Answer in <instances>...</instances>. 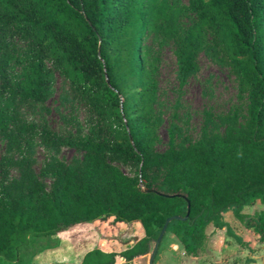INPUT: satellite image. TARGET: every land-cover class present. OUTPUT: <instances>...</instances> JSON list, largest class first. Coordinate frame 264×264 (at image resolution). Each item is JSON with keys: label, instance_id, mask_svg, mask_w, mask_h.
<instances>
[{"label": "trees", "instance_id": "trees-1", "mask_svg": "<svg viewBox=\"0 0 264 264\" xmlns=\"http://www.w3.org/2000/svg\"><path fill=\"white\" fill-rule=\"evenodd\" d=\"M168 44L181 87L205 53L233 70L247 105L242 119L225 118L223 135L204 128L199 140L160 152L157 47ZM54 71L91 114L86 133L61 136L22 117L48 100ZM0 136L8 141L0 264H23L40 240L87 223L113 248L90 250L77 264L132 263L152 253L168 219L166 233L198 256L209 226L230 235L226 213L242 218L246 206L264 205V0H0ZM36 139L83 154L76 165L46 166L50 190L27 157ZM12 166L19 180L10 179ZM251 223L264 243V210Z\"/></svg>", "mask_w": 264, "mask_h": 264}, {"label": "rangeland", "instance_id": "rangeland-1", "mask_svg": "<svg viewBox=\"0 0 264 264\" xmlns=\"http://www.w3.org/2000/svg\"><path fill=\"white\" fill-rule=\"evenodd\" d=\"M188 5V0H182ZM150 41L147 42L149 44ZM159 55V97L157 113L160 120L158 129L157 150L166 151L171 145L177 148L199 140L204 128L207 134L223 135L229 122L235 115L242 119L245 116L247 101L240 94L238 79L233 70L205 53L199 55V70L181 87L177 80V63L172 44L157 47ZM211 116V122H208ZM22 117L30 123L42 127L47 125L61 136L86 133L89 129L91 114L85 106L77 101L70 82L59 72L54 71L52 92L44 103L31 104L22 111ZM243 123V121H241ZM173 143V144H172ZM8 141L0 136V161L7 153ZM83 154L71 148H63L56 153L45 148L36 139L32 151L27 156L40 181L50 190L52 179L42 174L48 164L55 161L67 165L79 164ZM19 163V155L14 156ZM130 178L138 174L131 167L112 163ZM18 166L10 169V179L19 180ZM12 193L15 190L12 189ZM264 210V205L257 202L242 210V218L232 212L224 215L231 227V234L226 231L208 227V244L211 238L217 239L213 247L200 252L196 257L184 254L183 247L177 238L166 233L155 257L154 264H255L251 257L257 250L258 236L254 233L251 221ZM174 238V239H173ZM32 250L25 252L23 264H47L65 262L80 263L83 256L97 247L112 249V244L100 241L98 231L90 224L76 226L61 232L57 237L40 240ZM251 245V246H250ZM179 246V247H178ZM154 248V247H153ZM153 251V249H152ZM136 264H149V257ZM228 257V258H226ZM261 262V261H260ZM117 264H123L117 261Z\"/></svg>", "mask_w": 264, "mask_h": 264}, {"label": "crops", "instance_id": "crops-1", "mask_svg": "<svg viewBox=\"0 0 264 264\" xmlns=\"http://www.w3.org/2000/svg\"><path fill=\"white\" fill-rule=\"evenodd\" d=\"M174 239V238H173ZM216 240L217 239H215V238H211V240H210V242H209V244H208V247H207V249H210V247L212 246L213 247V243H215L216 242ZM213 242V243H212ZM251 246V245H250ZM179 247V246H178ZM149 255H147V256H143V257H139V258H136L132 263H128L125 259H122V258H119L118 259V261L120 262V263H123V264H136V262L137 261H140V260H142V259H144V258H146V257H148ZM226 258H228V257H226ZM253 260H256L257 262L255 263V264H264V243H258V246H257V250L254 252V255H252V257H251ZM149 259H150V257H149ZM196 259H197V257H196ZM261 261V262H260ZM219 262V261H218ZM217 262V264H219ZM55 263H65V262H55ZM55 263H47V264H55ZM226 263L228 264V262L226 261Z\"/></svg>", "mask_w": 264, "mask_h": 264}, {"label": "water", "instance_id": "water-1", "mask_svg": "<svg viewBox=\"0 0 264 264\" xmlns=\"http://www.w3.org/2000/svg\"><path fill=\"white\" fill-rule=\"evenodd\" d=\"M171 220H172V219H168V220H167V222H166V224H165V226H164V228H163V230H162V232H161V234H160V236H159L157 242L155 243L154 249H153V251H152V253H151V255H150L149 264H154V260H155V257H156V255H157V253H158V250H159L160 244H161V242H162V240H163V237H164V235H165V233H166V231H167V226H168V224L171 222Z\"/></svg>", "mask_w": 264, "mask_h": 264}, {"label": "built area", "instance_id": "built-area-1", "mask_svg": "<svg viewBox=\"0 0 264 264\" xmlns=\"http://www.w3.org/2000/svg\"><path fill=\"white\" fill-rule=\"evenodd\" d=\"M122 259H124V258H122Z\"/></svg>", "mask_w": 264, "mask_h": 264}]
</instances>
